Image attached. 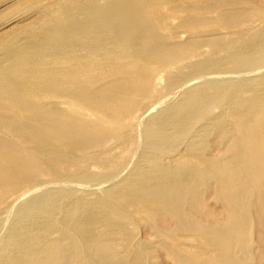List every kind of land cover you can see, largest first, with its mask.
Wrapping results in <instances>:
<instances>
[{"label":"bare ground","instance_id":"1","mask_svg":"<svg viewBox=\"0 0 264 264\" xmlns=\"http://www.w3.org/2000/svg\"><path fill=\"white\" fill-rule=\"evenodd\" d=\"M186 3V0H57L55 5L41 8L35 20L24 25L18 34L6 32L0 37L1 199L7 192L27 186L33 170H52L39 163L37 157L26 155L28 152L18 143L27 144L35 154L95 151L104 149L107 132L113 139L131 126L141 98L150 96L153 71L183 59L195 47L170 43L161 35L162 13L183 14L180 24L184 29L206 23L203 18L190 16L202 11L214 12L213 23L222 29L246 25L250 11L264 15V0H205L195 8ZM236 35L239 48L230 49L227 59L240 68L236 59L246 56L241 48L264 44V32L249 37ZM221 43L215 39L211 45L217 47ZM222 62L209 60L206 66L218 69ZM249 62L246 59L242 65ZM202 67L194 64L191 69L199 71ZM201 86L184 93L181 104L179 101V105L149 118L151 130L146 127V138L153 139L155 135L163 138L164 133L172 130L180 133L186 116L190 115L183 111L185 105L209 97L199 89ZM241 87L244 89L243 85H237L234 93L243 90ZM231 96L227 98L228 120L219 128L223 137L228 131L233 136L225 144V155L206 161L189 144L180 158L155 165L151 162L152 153L165 149V143L145 144L150 156L144 154V160L128 176L106 190V201L76 203L75 211L88 212L89 224L100 223L107 234L126 241L122 246L125 256L116 257L115 237L102 243L103 234L94 236L87 227L76 230L83 247L96 253L94 263L146 264L148 257L138 253L123 230L124 223L139 221V225L141 222L151 231L155 244L174 264H249V259L240 258L243 256L238 252L240 246L246 249L251 242L240 240L246 232L249 238L251 230L256 236L255 243L261 246L256 263L264 264V109H256V95L240 97V101ZM57 172L58 169L54 174ZM204 187L212 189L217 206L220 205L215 214L200 206ZM23 217L10 228L6 240L10 244L2 248L0 264H71L75 260L73 243L61 248V252L46 243L41 247L33 237L41 218L22 221ZM23 222H28L29 228H24ZM24 233L31 235L34 242L26 246L17 242ZM140 245L146 253L153 248Z\"/></svg>","mask_w":264,"mask_h":264},{"label":"rangeland","instance_id":"2","mask_svg":"<svg viewBox=\"0 0 264 264\" xmlns=\"http://www.w3.org/2000/svg\"><path fill=\"white\" fill-rule=\"evenodd\" d=\"M56 1L0 0V37L6 32L18 34L24 25L35 20L37 17L36 14L41 8L55 5ZM186 1L188 3L185 5H191V7L194 6L195 8L201 6L205 0ZM167 12L165 11V13ZM202 12L200 14L193 13L190 16L203 18L206 23L200 25L193 24L185 27V29L180 24L184 16L183 14L177 15L175 12H168L164 16L163 14L165 13H162L163 22L161 21L159 26L161 35L166 37L170 43L194 44V50L192 53H186L183 59L181 58L179 61L168 63L165 67L153 71L152 76H155V79L152 80L150 96L141 98L140 110H135L137 112L135 113V118L132 120L131 126L127 127L124 132H121L120 135L113 139L109 137V133L107 132L106 137L108 139H106V144L104 143V149H99L100 152L99 150H78L73 153V151L61 150L35 154L26 147L27 144L25 146V144L21 145L18 143L23 150H26V153L28 152L26 155L34 158L37 157L36 159L39 163L44 164L52 170L51 172L33 170L29 178L32 180L27 186L19 187L16 191L7 192L2 199L0 198V254L6 243H9L6 240L11 226L19 223L17 220L19 217L24 216L21 219L22 221L32 217H40L41 224L36 227V232L33 237L39 241L38 243L41 247L43 245L45 246L44 243H46L47 246L51 245L56 251L61 252V248L74 245L76 247V256L73 258L75 260L71 264H96L93 262L97 258L96 253L93 249L88 250L83 247L81 238L76 230L87 227L88 231L94 236L103 234L102 243L115 236L107 234L106 229L100 223L89 224L87 218L88 212L75 211L74 206L77 202L88 204L98 200L106 201V190L114 187L128 176L130 170L137 166L145 156L144 154L150 156L147 153L148 149L146 146L152 144V142L156 144L165 143L164 151H155L152 153L153 160L151 162L155 165L162 164V162L164 163L167 160H175L174 158L176 157L180 158L185 153L186 148L189 149V144L192 145V150L196 151V153L198 151L197 154L206 159V161L219 159L222 153L225 152V144L233 137L229 131L226 137H223L219 133V128L223 124L222 122H225L226 119L228 120L227 116L230 114L228 110V99L231 95L235 101H240V97L248 98L256 95L258 97V106L256 109H264V72L262 73L264 71V44L251 48L240 47L243 51L242 54L246 55H240V59H236L237 62L240 61L241 63V66H238L240 68L235 67L231 59H227V53L230 49L239 48L236 42L238 35L236 34L240 33L242 36L249 37L256 33L264 32V15L250 11L247 15L246 25L222 29L213 23L215 20L214 12ZM164 17L165 19H163ZM215 39L219 42L222 41L217 47L211 45ZM246 59L251 62L248 63L249 65H242ZM209 60H220L223 62L220 63L218 69H209L206 66ZM194 64H201L203 66L202 70L193 71L191 67ZM260 67H263L261 68L262 71ZM259 70L261 73L258 72ZM213 71L217 72V74ZM252 71L256 72H254L255 75H252ZM248 72H250V75ZM221 76L223 77L222 79ZM259 82L261 83L259 84ZM198 85H202V88L197 87L196 92L198 88L202 89L203 93L209 97L205 101L196 102V104L191 102L190 106L187 104L188 107L185 105L183 111L190 115H187L185 118V125L181 130L182 133H177L175 130H172L167 135L164 133L163 138H160L159 135H155L153 139L146 138L145 129L147 126L150 129L147 120L165 108L174 106L177 103L179 105V101L180 104L184 102L182 101L184 93ZM237 85H243L244 89L241 87L243 90L238 93L235 92V94L234 91H236L235 87ZM213 96H216V98ZM146 110L147 112L145 113ZM227 129L229 130L230 128L228 127ZM223 154L225 155V153ZM57 169L59 172L54 174ZM113 176H115L113 178L114 182L109 180ZM98 185H100L99 188ZM101 186L102 188H100ZM201 192L199 199L201 200L203 197L200 203L201 208H210L214 214L217 213L220 205L219 207L217 206L219 203L213 195L214 192L212 189L207 187L204 192ZM23 193L26 194L22 196L21 194ZM92 210L93 208H89L90 212H94ZM137 218L139 219L138 216ZM141 224L140 222L139 225V221H135L133 224L126 222L123 224V230L127 232L126 235L129 236V242L134 247L136 246L135 249L137 248L138 253L143 257H148L146 264H174L161 251V248L159 249L158 245L155 244L156 241L151 231ZM23 225L24 228H29L28 222H23ZM246 233L248 234L249 232ZM250 233L252 235L249 238L245 233L243 235H246V237L240 235L241 242L246 240H249L247 241L248 243L251 242L249 243L250 245L248 244V247L246 245V249L243 248V245L240 246L238 254L243 256L240 258L249 259V264H257L256 255L260 253L261 246L255 243L257 240L252 230ZM33 237L24 233L18 237L17 242L26 246L34 242ZM70 243L73 244L71 245ZM114 243L116 257H124L125 252L122 246L126 244V241L120 237H115ZM139 243L153 247L151 252L146 253L143 251L142 245ZM103 245L102 247H107ZM68 252L71 253L70 251ZM247 254L249 256H246Z\"/></svg>","mask_w":264,"mask_h":264}]
</instances>
